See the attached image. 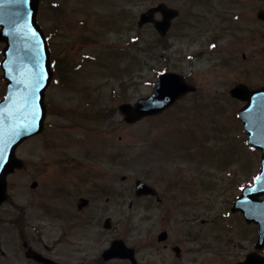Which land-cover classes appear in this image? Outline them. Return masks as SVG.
<instances>
[{"label":"rangeland","instance_id":"374dc122","mask_svg":"<svg viewBox=\"0 0 264 264\" xmlns=\"http://www.w3.org/2000/svg\"><path fill=\"white\" fill-rule=\"evenodd\" d=\"M160 2L181 10L167 49L156 44L157 33L151 27L140 31L137 23L145 9ZM209 4L206 0L46 3L40 24L64 68L47 91L50 116L45 131L17 151V157L31 164L8 178L7 202L0 208V264L17 258L22 236L28 241L35 237L32 218L43 211L31 185L43 165L61 163L69 181L66 197L45 200L65 209L72 260L82 253L96 254L94 220L98 250L122 233L130 244L142 247L145 206L135 196L137 180L191 182L197 189L193 197L168 205L176 206L177 212H206L216 220L241 193L233 181L242 187L254 181L261 151L247 146L248 136L237 115L243 104L233 100L229 90L240 81L264 84V50L246 41L228 52V67L224 60L229 37L221 38L218 53L209 52V35L197 36L194 28L202 31L208 18L220 11L228 16L249 7L247 0ZM243 52L250 55L247 62ZM168 70L186 76L196 93L159 116L125 121L119 106L135 104L152 93L158 74ZM5 95L0 72V100ZM82 199L90 200L83 211L78 208ZM164 209L153 207L155 230ZM110 218L121 232L104 228ZM44 219L48 221V216ZM13 220L21 223L12 224ZM48 230L43 231L44 240Z\"/></svg>","mask_w":264,"mask_h":264},{"label":"flooded vegetation","instance_id":"af4514ba","mask_svg":"<svg viewBox=\"0 0 264 264\" xmlns=\"http://www.w3.org/2000/svg\"><path fill=\"white\" fill-rule=\"evenodd\" d=\"M214 1L217 0H206V3L212 6ZM46 3L48 0H41L39 3L40 19L45 13ZM247 4L249 7L244 12L226 16L220 11V14L208 18L202 31L197 28L192 30L197 36L199 33L209 35L208 51L212 54L218 53L221 38L229 37V48L225 49L224 60L227 67L231 64L228 52L232 53V50L245 46L246 41L262 45L264 50V0H247ZM157 18L161 19V15L157 14ZM205 31L207 33H204ZM4 47L5 45L0 43V72ZM242 59L247 62L250 55L243 52ZM238 84H246L251 90L264 86V84L250 85L245 81H240ZM245 103H242L243 107ZM46 162L48 161H43L42 164ZM29 164L31 163L24 162L22 168L16 169L11 175L25 169ZM41 168L43 172L37 173L38 180L33 181L36 183L35 187L31 186L37 192V204L43 211L32 218L34 222L32 231L35 232V237L28 241L26 236H22L21 248L16 253L17 258L15 260L7 258L4 264H264V240L261 243L259 241L260 225L254 222L247 223L244 214L234 211L233 206L221 212L218 220L212 219V215L206 212L199 210L177 212L176 206H169L188 202V198H192L197 190L191 182L179 179L147 182L153 188L152 193H143L138 198L145 206L142 247L130 244L122 233L112 238L107 246L98 250L96 220H94L96 254L87 256L82 253L80 259L72 260L65 209L55 207L45 200L46 196L66 197L70 191L69 181L63 176L65 169L59 162L52 166L43 165ZM43 174L42 179L40 175ZM233 183L236 185L235 188H242L236 181ZM201 186L205 188L206 184ZM153 207L165 208L160 215L161 218L157 220L159 230H155L157 225L153 223L155 221ZM45 215L48 216V221H45ZM112 221L110 219L109 231L121 232ZM17 222L21 223L19 220ZM17 222L13 220L12 224ZM48 223H51L50 227ZM46 228H49V235L44 240L43 231ZM122 241L127 250L121 243L120 246L115 243ZM117 246L118 249L115 248ZM6 254L4 251L3 255L7 256Z\"/></svg>","mask_w":264,"mask_h":264},{"label":"water","instance_id":"95a60500","mask_svg":"<svg viewBox=\"0 0 264 264\" xmlns=\"http://www.w3.org/2000/svg\"><path fill=\"white\" fill-rule=\"evenodd\" d=\"M38 2L0 0V40L7 44L2 63L7 96L0 101V205L6 198V177L15 167L22 166V161L15 157L18 146L41 132L47 115L45 90L50 86L53 72L47 40L37 23ZM155 11L164 14L163 23H157V28L163 31L179 14L166 5H160L141 17V25L154 22ZM190 89L193 88L186 85L180 75L164 74L156 84L155 93L141 100L134 108L136 115L128 120L158 114ZM231 93L242 101L248 100V105L239 115L249 136V146L263 151L258 180L238 198L235 210L241 209L249 223H259L264 239V200H260L264 195V88L249 91L244 85L234 88ZM128 108L125 106L123 110L127 112ZM137 185L138 194L143 189L150 191L142 182L138 181Z\"/></svg>","mask_w":264,"mask_h":264}]
</instances>
